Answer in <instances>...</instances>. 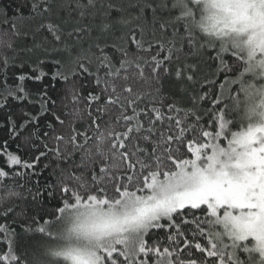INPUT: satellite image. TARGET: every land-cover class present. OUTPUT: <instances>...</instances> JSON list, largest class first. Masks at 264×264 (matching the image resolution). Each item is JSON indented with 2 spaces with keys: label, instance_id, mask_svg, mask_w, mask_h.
Segmentation results:
<instances>
[{
  "label": "snow or ice",
  "instance_id": "obj_1",
  "mask_svg": "<svg viewBox=\"0 0 264 264\" xmlns=\"http://www.w3.org/2000/svg\"><path fill=\"white\" fill-rule=\"evenodd\" d=\"M57 8L71 19V30L65 32L53 22H41L37 29L46 30L61 45L54 51L68 57L67 64L52 61L56 66L52 84L35 94L25 86L26 81L42 82L48 76L39 66L44 61L32 68L35 75L13 73L17 83L9 84V72L24 64L0 55V113L5 117L0 128L6 129L8 137L0 145L4 161L0 186L8 188L4 182L10 180L19 187L21 178L27 181L41 175L36 167L43 159L42 170L50 169L56 180L43 189L37 180L35 194L31 188L27 191L33 201L42 196L59 201L46 213L50 220L40 224L33 218L25 229L50 243L41 244L39 251L25 248L17 254L10 241L0 264H198L193 250L199 253V264H264V119H251L257 108L264 107V98L249 103L257 95L264 97V83L257 88L247 79L257 68L264 69V0H135L126 6L115 0L59 4L32 0L30 5L33 17L47 16ZM85 20L90 22L82 23ZM11 26L21 36L14 22ZM198 33L204 35L203 42ZM129 44L150 60L130 53ZM6 47L13 45L9 42ZM208 49L214 50L207 58L216 62L214 71L201 82L193 76L200 70L199 63H186L187 81L211 89L219 73L235 78L219 84L216 98L207 91L193 96L195 110H182L175 103L167 105L168 115L156 107L140 108L141 94L121 75L134 64L149 82L143 76L144 65L159 83L168 73L165 62L172 63L174 56L179 60L181 54L201 61ZM225 54H230L231 64ZM175 76H182L179 67ZM70 77L90 79L99 89V94L89 92L85 98L91 135L76 131L72 120L66 124L63 108L59 114L49 108L56 107L49 88ZM121 80L124 83L118 85ZM232 85L238 86L236 95ZM71 97L80 103L75 89ZM66 98L61 100L64 107ZM206 98L222 105L213 113L215 132L205 130L202 115L197 114ZM13 103L38 106V111L34 114L22 107L14 114ZM226 114L236 117L239 130L229 128L233 120L226 119ZM71 115L83 119L78 110ZM189 116L193 123L188 122ZM49 117L61 128L68 127L70 134L65 137L48 122L45 127L50 131L41 137L39 121ZM186 133L193 135L186 139ZM17 140V149L24 150L25 156L33 150L38 154L25 158L9 151L8 142ZM77 153L79 162L74 159ZM8 196L20 193L8 188ZM11 211L8 208L4 214ZM155 230L165 231L168 246L149 242ZM0 232L7 235L9 229L0 225Z\"/></svg>",
  "mask_w": 264,
  "mask_h": 264
},
{
  "label": "trees",
  "instance_id": "obj_2",
  "mask_svg": "<svg viewBox=\"0 0 264 264\" xmlns=\"http://www.w3.org/2000/svg\"><path fill=\"white\" fill-rule=\"evenodd\" d=\"M64 0H50V3H62ZM118 4H124L125 6L129 2H135V0H115ZM32 0H0V41H3L0 44V55H7L8 57H15V62L17 64L23 63L24 67L19 68L15 67L9 72V84L14 85L17 81L13 78V73L18 76L24 73L28 75H35L33 73L32 68L35 67L39 61H44L43 64L39 66L44 70V72L48 73V76L42 82H35L32 80L26 81L25 86L31 93L35 94L40 89H42L46 85H50L53 82L51 81L50 77L52 73L56 70V66L53 65V60H61L63 63L67 64L68 57L66 53H61L54 51L55 48L60 47V43L56 42L54 38L44 29H40L37 31L39 24L41 22H53L59 24L61 28L67 32L71 30L72 21L68 17L67 13L57 8L55 13H49L47 16L41 14L39 16L33 17L30 10V5ZM150 15V13L148 14ZM7 17V19H6ZM65 21H69L65 23ZM11 22L15 23V31H19L21 36H16L14 34V29L11 26ZM90 21L85 20L82 23H89ZM135 26V23L133 25ZM126 31V29H125ZM182 32V29H181ZM27 33V35H23ZM120 33H118L119 35ZM97 33L93 31L91 33L92 37H95ZM201 41L204 40L203 34H197ZM112 38L109 37V40ZM12 43L13 48L9 49L6 47L7 43ZM71 43V41H69ZM87 43L84 44V47L87 48ZM30 49V50H29ZM128 49L130 53L138 54L143 56L144 59L150 60V56L144 55L140 53L135 45L129 44ZM110 55L113 54L112 49L107 50ZM187 52V47L185 48ZM214 55V50L208 49L205 50L203 54V59L201 61H197L195 58L185 57L181 54L180 59L176 60L175 56L173 57L172 63L165 62V67L168 68V73L160 79L159 83H156L154 80L151 79L152 74L148 70L147 66H144V77L149 78V82H145V80L141 77L138 69L133 64L130 68L126 71H122V76H127L128 81L127 84L133 86L134 91L139 92L141 94L140 99V108H145V110L151 109L156 107L160 109V111L168 115L167 105L171 103H175L176 107L182 110H195V106L193 104L192 97L195 96L197 93L203 94L204 92H209V95L212 98H216L220 95L219 84L224 83L225 79L228 77L235 78L231 73L227 74L219 73L215 77L216 79V86L212 87L211 89L209 86L205 85L204 88H200L199 84H194L193 82L187 81L186 75L188 73L184 72V65L191 64V63H199V72L193 74L194 80L203 81L205 76L211 74L214 71L216 62H207V58L209 54ZM167 53H162L159 57L160 59L163 58V55ZM120 54L115 53L116 59H119ZM131 58L135 59L136 56H132ZM225 60L229 64L232 62V58L230 54H225ZM119 65L117 64V67ZM182 70L181 78H177L175 76V72L177 68ZM162 71V69H161ZM242 71V69H241ZM75 82V83H74ZM124 83L123 80L118 81L117 84ZM83 87H80V85ZM2 87V85H0ZM237 85L231 86L232 95H236ZM75 89L76 92L81 97L80 103H75L72 101L71 92ZM89 92H94L99 94V89L92 83L90 79H80L77 80L76 77H70L69 81H56L55 88H49L48 95L51 99L56 101V107L52 108L49 105V108L53 111H56L57 114L60 113L61 108L65 113L62 116L65 119L66 124L69 120H72V127L75 128L78 132L89 131V135H91L90 130L88 129V124L90 121L87 118V114L85 109L87 107L86 97L88 96ZM67 96L64 99V107L61 104L62 98ZM104 99V97H102ZM225 103H231L230 101H225ZM26 108L28 111L32 113H37L38 106L33 108L26 103L21 105L19 103H13L11 107V111L15 114L18 113L21 108ZM200 111H197L198 115H202V119L200 124H202L205 130L215 132L218 130L217 123L213 120V113L215 112L217 105H213L211 100L206 98L205 101H202L199 104ZM207 109L208 111L205 113L203 110ZM74 110H78L83 114V119H73L72 113ZM139 111V109H137ZM14 119H17L19 123V117L14 115ZM226 119L233 120V123L229 125V128L232 131H237L240 129V125L236 123V117L231 114H226ZM5 122V117L2 113H0V124ZM51 122L54 127L58 129L59 132H62L65 137L70 134L69 128L64 127L61 128L58 123L48 118L45 120L41 118L39 121L40 127V135L42 137V133L48 130L45 125L46 123ZM189 123L194 122V118L189 116L188 118ZM159 126V125H158ZM167 127L165 123L163 125ZM147 127V125H145ZM193 135V133H186V139L188 136ZM7 133L6 129L0 128V145L3 144L5 140H7ZM19 141H9L7 145V149L12 152H16L17 154L21 155L22 157L29 158L32 156L37 155L38 153L33 150L27 152V156H25V152L22 149H17V144ZM221 143H225L221 141ZM89 146L92 147L93 152H95V145H93L92 140H89ZM37 147H39V142L37 143ZM42 150V149H41ZM3 149L0 148V154H2ZM185 158H193V157H185ZM74 159L79 162L80 161V154L77 153L74 156ZM4 163L3 160H0V166ZM45 163L42 159L40 164L37 165L36 170L42 172L41 175L32 177L29 180H24L21 178L19 180V187L16 186V183L10 180H5V185H8V188L13 189L16 192L20 193L18 197H9L8 196V188L4 186H0V225H4L9 229V234H5L0 232V255L7 252L9 247V242L11 241L12 245L15 247L17 254H20L21 251L25 248L30 249L31 251H39L40 245L43 243H50V241H45L41 238V234L38 233H31L26 232L27 229L31 225V220L34 218L38 221V223L42 224L44 220H50L51 217L46 215V213H50L54 207H56L59 203L58 198H48L47 196L38 197L36 201L32 200V195L35 194V182L39 181V186L43 189V186L46 183H54L56 177L50 174L49 170H42L41 166ZM79 174V172H77ZM33 189L32 195L29 194L27 189ZM8 208H12L11 212H7V215L4 213ZM15 233L16 235H11V233ZM150 240L149 242H158L161 247L168 246V243L165 241V231L155 230L154 232L150 233ZM147 239V238H146ZM200 243L204 245L205 241L200 240ZM182 246V245H181ZM183 258V257H182ZM193 258H197L199 264V253L193 250Z\"/></svg>",
  "mask_w": 264,
  "mask_h": 264
},
{
  "label": "clouds",
  "instance_id": "obj_3",
  "mask_svg": "<svg viewBox=\"0 0 264 264\" xmlns=\"http://www.w3.org/2000/svg\"><path fill=\"white\" fill-rule=\"evenodd\" d=\"M247 79L252 81L253 83H255L257 88H259L260 84L264 83V69L257 68L255 73H249L248 74ZM261 92H264V89H261ZM261 98H264V97H261L260 95H257V96L254 97L253 100L249 101V103L256 104V103L259 102V100ZM241 113L243 114V105H242V108H241ZM262 113H264V107L257 108L256 114H254L251 117V119L253 121H259L261 119H264V116L261 115Z\"/></svg>",
  "mask_w": 264,
  "mask_h": 264
},
{
  "label": "rangeland",
  "instance_id": "obj_4",
  "mask_svg": "<svg viewBox=\"0 0 264 264\" xmlns=\"http://www.w3.org/2000/svg\"><path fill=\"white\" fill-rule=\"evenodd\" d=\"M226 143V142H225Z\"/></svg>",
  "mask_w": 264,
  "mask_h": 264
}]
</instances>
